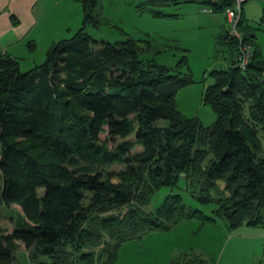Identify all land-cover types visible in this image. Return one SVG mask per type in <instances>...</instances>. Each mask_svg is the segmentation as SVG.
<instances>
[{
    "label": "trees",
    "instance_id": "obj_1",
    "mask_svg": "<svg viewBox=\"0 0 264 264\" xmlns=\"http://www.w3.org/2000/svg\"><path fill=\"white\" fill-rule=\"evenodd\" d=\"M79 1L83 24L54 41L41 63L22 71L20 58L0 48V205L14 222L0 226V264H13L20 242L37 263L114 264L124 240L186 217L220 216L229 228L264 225V57L244 13L247 0L238 33L232 27L217 34L231 64L211 70L215 81L203 93L216 112L209 125L176 105L179 89L195 80L190 66L180 67L186 55L173 69L149 55L160 51L150 40H102L94 48L87 25L106 17L100 0ZM193 1L226 10L227 17L229 7L236 9L235 0L141 6ZM244 49L246 65L239 58ZM137 145L142 149L133 151ZM116 162L125 166L110 169ZM183 176L192 196L218 204L212 214L191 207L179 191L146 210L161 187L178 186ZM170 264L217 261L185 251Z\"/></svg>",
    "mask_w": 264,
    "mask_h": 264
},
{
    "label": "rangeland",
    "instance_id": "obj_2",
    "mask_svg": "<svg viewBox=\"0 0 264 264\" xmlns=\"http://www.w3.org/2000/svg\"><path fill=\"white\" fill-rule=\"evenodd\" d=\"M145 0H100L105 21L99 25L88 24L87 31L93 36L92 46L99 48L102 40L118 41L128 37L139 43L152 42L160 51L150 53L156 59L173 69L178 68L179 60L186 55L187 63L181 61L183 70L190 66L194 81L182 86L176 94L177 108L187 116L201 119L205 125L212 124L216 112L210 103L204 101L203 93L207 85L215 81L211 73L215 68H226L231 64L230 51L217 43V34L222 29L233 27L231 16L224 11H209V6L200 2H178L165 5H153L168 13L157 15L151 7L141 6ZM244 1V0H243ZM243 1L241 3H243ZM235 5L237 3L235 2ZM241 7V4H240ZM46 12H40V22L33 30L31 38L36 46L31 48L27 39L17 43L15 53L20 58V67L26 71L46 58L48 48L54 41L70 38L83 24L84 10L79 0L61 1L60 5L47 1ZM245 16L256 31V42L264 57V0H247L243 3ZM30 40V41H29ZM166 124V119H159ZM105 133L101 136L104 137ZM129 137L134 138V135ZM264 156V131H259ZM118 137V140H121ZM112 141L110 144L112 145ZM137 145L133 151L141 150ZM124 163H114L110 169L119 170ZM1 185V183H0ZM44 187H40L43 193ZM179 191L191 207L202 208L212 214L218 204L203 203L192 196L183 176L178 186H163L145 207L154 211L164 201L167 194ZM15 208H20L14 205ZM2 213L0 226L11 228L14 225L11 212L0 205ZM94 248H97L95 246ZM185 251L198 252L204 257L215 258L217 264H264V225H241L229 228L227 221L216 216L215 220L200 217H186L170 228H154L128 238L118 248L114 264H170L173 258ZM97 260L96 264H101ZM13 264H52L37 263L28 256V247L20 242ZM73 264H84L75 258Z\"/></svg>",
    "mask_w": 264,
    "mask_h": 264
},
{
    "label": "crops",
    "instance_id": "obj_3",
    "mask_svg": "<svg viewBox=\"0 0 264 264\" xmlns=\"http://www.w3.org/2000/svg\"><path fill=\"white\" fill-rule=\"evenodd\" d=\"M47 1L0 0V48L15 55L19 51L16 48L17 43H24L29 38L35 41L31 35L40 22V12L44 14L47 10ZM61 1L52 0L57 5H60ZM12 15L18 20L17 22H14Z\"/></svg>",
    "mask_w": 264,
    "mask_h": 264
},
{
    "label": "built area",
    "instance_id": "obj_4",
    "mask_svg": "<svg viewBox=\"0 0 264 264\" xmlns=\"http://www.w3.org/2000/svg\"><path fill=\"white\" fill-rule=\"evenodd\" d=\"M243 0H235V2L237 3V5H235V8L237 9H234V8H232V7H229L228 9H227V13H228V16H231V17H233L232 18V21H233V27H234V29H235V32L236 33H238V30H237V28H236V23H237V21H238V19H239V9H240V4H242L241 2H242ZM250 51L248 50V49H244V52H243V54L239 57L240 58V60H241V64L242 65H246L247 64V62H248V60H249V58H248V56H249V53Z\"/></svg>",
    "mask_w": 264,
    "mask_h": 264
}]
</instances>
